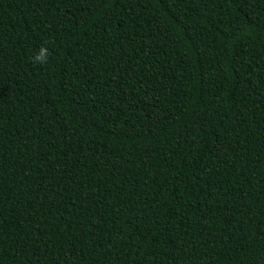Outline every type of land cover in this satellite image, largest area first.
I'll return each instance as SVG.
<instances>
[{"label":"trees","instance_id":"16d2710c","mask_svg":"<svg viewBox=\"0 0 264 264\" xmlns=\"http://www.w3.org/2000/svg\"><path fill=\"white\" fill-rule=\"evenodd\" d=\"M0 264H264V0H0Z\"/></svg>","mask_w":264,"mask_h":264}]
</instances>
